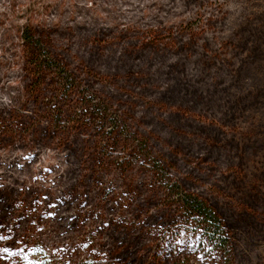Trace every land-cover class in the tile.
Instances as JSON below:
<instances>
[{"label": "rangeland", "instance_id": "1", "mask_svg": "<svg viewBox=\"0 0 264 264\" xmlns=\"http://www.w3.org/2000/svg\"><path fill=\"white\" fill-rule=\"evenodd\" d=\"M0 234V264H264V0H0Z\"/></svg>", "mask_w": 264, "mask_h": 264}, {"label": "trees", "instance_id": "2", "mask_svg": "<svg viewBox=\"0 0 264 264\" xmlns=\"http://www.w3.org/2000/svg\"><path fill=\"white\" fill-rule=\"evenodd\" d=\"M185 201L188 219H190L191 216L196 215L208 227L216 229V233L218 231L222 232L221 224L219 223L218 218L215 217L212 210L206 206L204 202L200 201L198 198H195L192 194H186Z\"/></svg>", "mask_w": 264, "mask_h": 264}, {"label": "snow or ice", "instance_id": "3", "mask_svg": "<svg viewBox=\"0 0 264 264\" xmlns=\"http://www.w3.org/2000/svg\"><path fill=\"white\" fill-rule=\"evenodd\" d=\"M7 239H11V237H7L3 234H0V240H7ZM10 251L9 247L5 246L3 247L2 249H0V252H3V253H8Z\"/></svg>", "mask_w": 264, "mask_h": 264}]
</instances>
